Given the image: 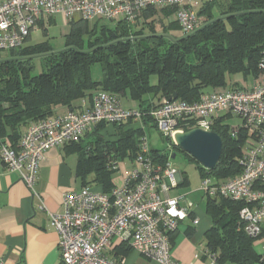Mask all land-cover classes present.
<instances>
[{"label": "trees", "instance_id": "trees-1", "mask_svg": "<svg viewBox=\"0 0 264 264\" xmlns=\"http://www.w3.org/2000/svg\"><path fill=\"white\" fill-rule=\"evenodd\" d=\"M199 13L205 19L204 25L186 35L172 7H148L135 24L125 20L109 24L102 19L93 24L73 18L60 50L47 41L29 45V36L25 45L8 51L9 55L0 52V145L6 136L17 143L23 124L55 115L58 106L73 110L78 101L100 91L119 98L127 96L139 102L141 126L121 128L115 141L98 136L88 149L80 142L70 144L80 147L78 176L85 186L111 191L115 186L113 176L118 172L113 169L114 163L126 158L135 160L145 127H156L151 111L164 98L177 94L176 100L195 102L208 89L218 92L239 86L228 83L229 75L252 78L259 73L264 57V0H210ZM173 16L176 18L171 19ZM174 31L180 35L171 36ZM36 58H41L43 67L38 74H34ZM96 63L103 70L100 80L92 76L91 68ZM153 76H157L156 83ZM213 131L223 138V152L218 166L209 173L224 181L242 170L244 135L233 136L230 126L221 119ZM152 152L161 162L173 154L155 149ZM198 167L202 174L206 171L202 165ZM187 182L184 175L180 186ZM244 205L229 198H208L206 212L211 226L204 234L205 254H215L219 264H264V254L255 245L263 234L254 238L242 230L240 210ZM176 232L171 234L173 249ZM116 249L121 257L133 253L127 246Z\"/></svg>", "mask_w": 264, "mask_h": 264}, {"label": "built area", "instance_id": "built-area-1", "mask_svg": "<svg viewBox=\"0 0 264 264\" xmlns=\"http://www.w3.org/2000/svg\"><path fill=\"white\" fill-rule=\"evenodd\" d=\"M205 0H0V52L25 45L32 32L61 16L67 23L73 18L88 21L125 20L137 23L148 7H172L183 33L190 34L204 25L200 15ZM210 1V0H206ZM245 87L232 86L223 91L204 92L195 102L164 98L151 111L157 129L174 140L178 132L201 128L213 130L221 119L231 116L242 120L233 127V136L244 135L240 173L224 181L207 178L202 189L209 198L222 197L245 203L240 210L242 230L251 237L264 232V57L259 73ZM143 124L139 109L125 108L121 99L106 91L92 97L90 108L70 109L63 114L37 120L14 145L5 140L0 157L9 171L17 172L33 196L40 164L54 147L81 142L97 125ZM152 152L145 135L140 152L122 182L105 192L92 186L68 191L62 199V211L49 213L50 224L58 232L62 264H129L118 246H127L150 264H178L173 258L171 234L192 216L193 204L185 196L170 191L183 181L171 158L161 162ZM113 169H122L115 162ZM209 174V172H207ZM211 264H219L213 253Z\"/></svg>", "mask_w": 264, "mask_h": 264}, {"label": "crops", "instance_id": "crops-1", "mask_svg": "<svg viewBox=\"0 0 264 264\" xmlns=\"http://www.w3.org/2000/svg\"><path fill=\"white\" fill-rule=\"evenodd\" d=\"M213 91L214 89L207 90V92ZM120 99L125 108L139 109L138 101L127 96ZM91 104L92 98H85L77 102L75 110H85L90 108ZM68 110H70L69 107L58 106L55 109V115L63 114ZM36 121L31 120L21 126L17 143H14L10 136H6L5 140L17 145L24 132ZM139 126L141 124L138 122L122 127L115 124H99L87 133L80 145L87 146L88 149L89 143L98 136L115 141L119 135L117 131L121 128L127 130L130 127ZM80 153V147L70 144L51 148L45 153L35 186L45 209L40 208L39 198L33 196L19 174L6 169L0 157V264H62L59 235L50 224L49 213L62 211V199L66 192L81 190L85 186L78 176ZM125 161L120 162L121 167H125ZM130 161L133 166L134 160ZM116 174L113 176V181L115 185H119L122 177L117 179ZM182 176L184 178L183 174ZM193 214H196L194 207ZM209 228L202 226L201 219L198 226H194L192 216L184 221L174 235L173 258L178 264H211V260L205 254L204 234ZM255 245L256 250L264 254V233ZM134 262L150 264L142 257H135L133 261H128L129 264Z\"/></svg>", "mask_w": 264, "mask_h": 264}, {"label": "rangeland", "instance_id": "rangeland-1", "mask_svg": "<svg viewBox=\"0 0 264 264\" xmlns=\"http://www.w3.org/2000/svg\"><path fill=\"white\" fill-rule=\"evenodd\" d=\"M173 16L171 19H174ZM75 19H78L76 17ZM103 20V19H102ZM54 22L46 23L45 28L38 27L36 28L31 35V39L27 42L29 45H36L43 42H48L53 48L56 50H60L65 46L67 35L70 33L71 25L69 21L66 23L61 16H57L53 20ZM111 23L113 21H105V23ZM115 22V21H114ZM93 24L95 21L92 22ZM104 23V21H102ZM140 26L142 24L140 23ZM149 31V30H147ZM160 32L161 29L158 28ZM170 35H180L179 31L170 32ZM3 56L9 55L8 51L2 52ZM43 70L41 64V58L35 59V70L34 74H38ZM92 76L96 80H100L103 77V70L102 66L99 63L93 64L92 68ZM228 83H237L239 86H247L252 82L253 78H245L242 74H232L227 77ZM153 83L157 82V76H153L152 78ZM242 120L238 117L231 116L228 120H226V124L230 126V130L233 127L240 126ZM145 138H147L148 144L151 149L159 150V151H167L172 153H176V157L172 160L174 167L179 170L183 175L188 178V182L184 186H178L176 188L171 189L170 195L171 196H185L184 203L187 204L192 203L196 217L201 219L202 226L204 228H209L211 225V219L206 212V204L208 201V197L205 194V191L202 189V183L208 177L212 179V181H217V177L211 172L207 174V172L211 171L210 169H206V171H202L199 169V162L196 161L190 155H186L179 147H174L173 143L170 142L156 127L153 126H146ZM193 158V159H192ZM130 158H126L124 162L125 167H121L122 169L117 172L116 178L121 179L123 173L129 172L132 168V164L130 163ZM201 165V164H200ZM231 178V177H229ZM229 178L225 179L228 180ZM205 229V230H206ZM138 257L134 252L130 254L128 261L131 262ZM132 264V263H130ZM134 264H136L134 262Z\"/></svg>", "mask_w": 264, "mask_h": 264}, {"label": "water", "instance_id": "water-1", "mask_svg": "<svg viewBox=\"0 0 264 264\" xmlns=\"http://www.w3.org/2000/svg\"><path fill=\"white\" fill-rule=\"evenodd\" d=\"M172 99H177L174 94ZM174 144L186 152L204 168L214 170L221 159L223 152V138L213 130L195 128L186 132H178L174 136ZM176 157L173 153L171 159Z\"/></svg>", "mask_w": 264, "mask_h": 264}]
</instances>
